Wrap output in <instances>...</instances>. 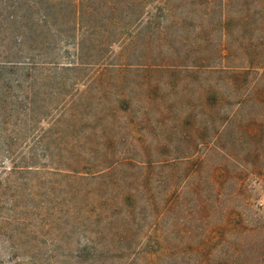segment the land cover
I'll list each match as a JSON object with an SVG mask.
<instances>
[{
  "label": "rangeland",
  "instance_id": "rangeland-1",
  "mask_svg": "<svg viewBox=\"0 0 264 264\" xmlns=\"http://www.w3.org/2000/svg\"><path fill=\"white\" fill-rule=\"evenodd\" d=\"M0 264H264V0H0Z\"/></svg>",
  "mask_w": 264,
  "mask_h": 264
}]
</instances>
